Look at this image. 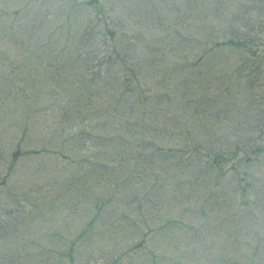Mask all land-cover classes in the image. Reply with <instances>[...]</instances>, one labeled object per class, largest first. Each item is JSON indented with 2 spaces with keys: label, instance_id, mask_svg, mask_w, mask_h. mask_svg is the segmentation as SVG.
<instances>
[{
  "label": "rangeland",
  "instance_id": "rangeland-1",
  "mask_svg": "<svg viewBox=\"0 0 264 264\" xmlns=\"http://www.w3.org/2000/svg\"><path fill=\"white\" fill-rule=\"evenodd\" d=\"M0 1V264H264V0Z\"/></svg>",
  "mask_w": 264,
  "mask_h": 264
}]
</instances>
